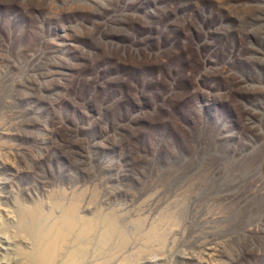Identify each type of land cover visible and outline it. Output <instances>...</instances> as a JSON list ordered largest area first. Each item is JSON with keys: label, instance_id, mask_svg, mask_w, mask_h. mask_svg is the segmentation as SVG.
Instances as JSON below:
<instances>
[{"label": "rangeland", "instance_id": "1", "mask_svg": "<svg viewBox=\"0 0 264 264\" xmlns=\"http://www.w3.org/2000/svg\"><path fill=\"white\" fill-rule=\"evenodd\" d=\"M56 230L47 264H264V0H0V264Z\"/></svg>", "mask_w": 264, "mask_h": 264}, {"label": "bare ground", "instance_id": "2", "mask_svg": "<svg viewBox=\"0 0 264 264\" xmlns=\"http://www.w3.org/2000/svg\"><path fill=\"white\" fill-rule=\"evenodd\" d=\"M27 214H31V218H32V216L34 214V210H28V209H24L23 210L22 209V213H21L22 217L26 216ZM67 225H73V222L72 221L69 222L68 220H66V227H65V229H67ZM110 227L113 228L114 225L110 223ZM79 233H80V231H79ZM53 238H54V240H57V239L60 238V230L59 231L56 230L55 233L53 232V235L50 238H48V242H46V243H44L45 240L42 237L41 240H42L43 244H40V246H42V245H44V246H42V247L39 246L38 247V252L36 253V256H35L38 259V264H47L48 260L51 258L49 256L52 253V250H53V247H54V240H53Z\"/></svg>", "mask_w": 264, "mask_h": 264}]
</instances>
